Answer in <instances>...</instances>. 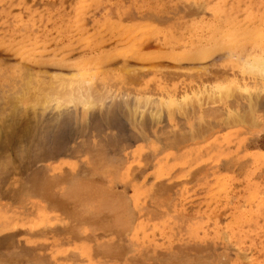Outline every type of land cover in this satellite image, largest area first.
<instances>
[{
	"label": "rangeland",
	"instance_id": "1",
	"mask_svg": "<svg viewBox=\"0 0 264 264\" xmlns=\"http://www.w3.org/2000/svg\"><path fill=\"white\" fill-rule=\"evenodd\" d=\"M263 39L264 0H0V264H264Z\"/></svg>",
	"mask_w": 264,
	"mask_h": 264
},
{
	"label": "bare ground",
	"instance_id": "2",
	"mask_svg": "<svg viewBox=\"0 0 264 264\" xmlns=\"http://www.w3.org/2000/svg\"><path fill=\"white\" fill-rule=\"evenodd\" d=\"M75 1V0H74ZM195 2V1H194ZM98 3V2H97ZM188 4V3H187ZM233 7V6H232ZM94 9V8H93ZM206 11V10H205ZM91 13V12H90ZM212 15V14H211ZM260 16V15H259ZM233 18V17H232ZM230 19V20H233V19ZM32 20V19H31ZM105 21V20H104ZM108 21V20H107ZM229 21V20H228ZM103 22V21H102ZM109 22V21H108ZM107 22V23H108ZM226 22V21H225ZM231 22V21H230ZM235 22H236V20H235ZM106 23V24H107ZM219 23V22H218ZM21 24V23H20ZM104 24V23H103ZM106 24H105V26H106ZM223 24V23H222ZM224 24H226V23H224ZM227 24H229V23H227ZM237 24V23H236ZM95 25V24H94ZM233 25V23L230 25V26H232ZM246 25V24H245ZM103 26V25H102ZM240 26V25H239ZM76 27V26H75ZM234 27V26H233ZM232 27V28H233ZM237 27V26H236ZM245 27V26H244ZM244 27H242L241 29L243 30V33L245 32V34L247 33L246 32V30L244 29ZM255 27V26H254ZM104 28V27H103ZM102 28V29H103ZM121 28H122V26H121ZM247 28V27H246ZM25 29V28H24ZM78 29V28H77ZM237 30H239L238 28H236ZM241 29H240V31H238V33L240 32V34H241ZM10 30V29H9ZM100 30V29H99ZM105 30V29H104ZM236 30V31H237ZM248 30V29H247ZM76 32V31H75ZM233 32L234 33H237V32H235V30H234V28H233ZM92 33V32H91ZM251 33V32H250ZM253 33V32H252ZM173 34H174V32H173ZM230 34H232V33H230ZM240 34H237V35H239L240 36ZM256 33H254L253 35H255ZM258 34H259V32H258ZM98 35H100V34H98ZM121 35V34H120ZM236 35V34H235ZM247 35V34H246ZM245 35V36H246ZM257 35V34H256ZM24 36V35H23ZM88 36V35H87ZM232 36H233V34H232ZM68 37H69V35H68ZM237 36H233V38H236ZM242 37H244L242 34H241V38ZM247 37V36H246ZM29 38V37H28ZM82 38V37H81ZM232 38V37H231ZM241 38H240V40H241ZM84 39V38H83ZM239 39V38H238ZM237 38H236V40H238ZM244 39H246V38H244ZM244 39H242V40H244ZM248 39H250V38H248ZM251 39H253V37L251 36ZM233 40V39H232ZM241 40V41H242ZM264 40V39H263ZM19 41V40H18ZM33 41V40H32ZM77 41V40H76ZM234 41V40H233ZM240 41V42H241ZM252 41V40H251ZM254 41H256V39L254 38ZM17 42V41H16ZM69 42V41H68ZM227 42V41H226ZM244 42V41H243ZM31 43V42H30ZM256 43V42H255ZM232 44V43H231ZM168 45V44H167ZM235 45H237V44H235ZM89 48V47H88ZM28 49V48H27ZM227 49H229V48H227ZM235 49H236V47H235ZM262 50H264V48L263 49H260V52L262 51ZM57 52V51H56ZM232 52V51H231ZM230 52V53H231ZM236 52V51H235ZM241 52V51H240ZM34 53V52H33ZM40 53V52H39ZM131 53V52H130ZM264 51L263 52H261L259 55L258 54H256V56L254 55V57H253V55L252 56H247L246 57V60L247 59H249L250 58V60L248 61H244L245 62V64L242 66L243 68V71L244 72H248L249 74H253V75H255V76H257L258 78H259V83H262V84H264ZM129 54V53H128ZM234 54V53H233ZM236 54V53H235ZM236 55H238V54H236ZM258 55V56H257ZM249 57V58H248ZM235 58V57H234ZM233 58V59H234ZM87 59V58H86ZM84 60V59H83ZM101 60V59H100ZM29 62V61H28ZM90 62H91V60H90ZM231 62V61H230ZM240 62V61H239ZM86 64V63H85ZM84 64V65H85ZM239 64V63H238ZM81 65H83V64H81ZM88 66V65H87ZM94 66V65H93ZM241 67V66H240ZM87 68V67H86ZM25 69V68H24ZM239 70V69H238ZM85 73H86V71H84ZM84 72H81V73H84ZM31 74V73H30ZM80 74V73H79ZM78 74V75H79ZM26 76H27V74H25ZM25 75H22V78H24L23 76H25ZM31 75H33V74H31ZM83 75H85V74H83ZM34 76V75H33ZM222 76V75H221ZM29 77V76H28ZM81 77V76H80ZM27 78V77H26ZM34 78V77H33ZM227 78V77H226ZM21 79V78H20ZM81 79V78H80ZM80 79L78 78L77 80H73V81H69L68 82V84L67 85H65L64 87H60V89H58V88H56L55 86V88L54 87H47L46 85V87H47V91H48V93L47 92H45V94H41L43 97V99L41 98V95H40V97H39V94L38 95H36V99H34V98H31V99H27L28 101L27 102H29V101H35V103H40L39 104V106L41 107V106H44L45 104H46V106H47V103H48V105H49V102H52L53 104H54V107H56V109H60L61 107H66L67 108V105L69 106V105H74V104H78L82 109H84L85 107V110L87 109L88 110V108L87 107H89L90 105L92 106V105H94L95 104V106L94 107H99V105H98V103L96 102L95 103V100L98 98L99 99V97L101 98V94H102V96L104 97V94L102 93V91L98 94L97 92L98 91H96L95 89L93 90V88H91L92 90H93V92L95 93H93L92 94V90H90L89 88H86V86H83V84H86V83H83L84 81L83 80H81L80 81ZM91 80V79H90ZM96 80V79H95ZM21 81L23 82V83H25L26 81H27V79L26 80H24L23 81V79H21ZM28 81H30V79L28 80ZM28 81H27V83H26V85L25 84H22V85H24L25 86V88H27V90H29L28 89V87L27 86H29V84H28ZM31 81H32V79H31ZM33 82V81H32ZM94 82V81H93ZM16 83V82H15ZM35 83H38V85H40L39 84V82H35ZM91 83V82H90ZM89 83V84H90ZM98 83V82H97ZM222 83V82H221ZM30 84H31V82H30ZM16 85V84H15ZM22 85H19L20 87L22 86ZM33 85V84H32ZM97 85V84H96ZM99 85V84H98ZM208 85V84H207ZM218 85V84H217ZM42 86H44V85H42L41 84V86H38V91H37V93H39V91H41V89L42 88H45V87H42ZM63 86V85H62ZM88 86V85H87ZM19 87V88H20ZM36 87V86H35ZM35 87H34V90H33V93H34V91H35ZM89 87H91V85H89ZM244 87V86H243ZM2 88H4V87H2ZM15 89H16V87H14ZM12 89V91L13 90H15V89ZM24 88V89H25ZM49 88V89H48ZM203 88H205V87H203ZM221 88L222 87H220V91H221ZM226 88V87H225ZM245 88V87H244ZM37 89V88H36ZM57 89V90H56ZM213 89V88H212ZM228 89V88H227ZM230 89V88H229ZM246 89V88H245ZM4 90V89H3ZM3 90L1 91L0 90V100L2 101H0V106H2L3 108L4 107H6V106H12L13 108L12 109H14L15 110V108L17 109V105H18V103L17 104H13L12 102H11V97H12V95L14 94V93H16V91L18 90H20V89H18L17 88V90H15V92L11 95V93H9V95H8V93H7V95H4L5 93L3 92ZM27 90H25V92H24V90L22 91V89H21V92H22V94H23V92L24 93H27ZM43 90V89H42ZM98 90V89H97ZM196 90V89H195ZM234 90H236V89H234ZM238 90V89H237ZM263 90V89H262ZM5 91V90H4ZM9 91L10 92H12L10 89H9ZM31 91V88H30V90L28 91V92H30ZM110 91V90H109ZM230 91H233V90H230ZM242 91V90H241ZM7 92V91H6ZM36 92V91H35ZM41 92H44V91H41ZM40 92V93H41ZM206 92V91H205ZM213 92V91H212ZM215 92V91H214ZM213 92V93H214ZM243 92V91H242ZM245 92V91H244ZM244 92H243V94H244ZM37 93H35V94H37ZM47 93V94H46ZM109 93V92H108ZM198 93V92H197ZM212 93V94H213ZM241 93V92H240ZM28 94V93H27ZM29 94H32V93H29ZM217 94V93H216ZM222 94V93H221ZM227 94V93H226ZM230 94V93H229ZM228 94V95H229ZM236 94V93H235ZM19 95L21 96V93H19ZM19 95H17V93H16V95H13L14 97L16 96L17 98H18V96ZM33 95V94H32ZM93 95H95L96 97L94 98V96ZM206 95V94H205ZM208 95H209V93H208ZM210 95H211V90H210ZM213 95H215V93L213 94ZM219 95V94H218ZM231 95V94H230ZM237 95V94H236ZM235 95V96H236ZM245 95H249V92L246 94L245 93ZM20 96H19V98H20ZM22 96H24L25 98H26V96H29V95H22ZM31 96V95H30ZM29 96V97H30ZM39 98H41L42 100H39L38 99V97ZM181 96V95H180ZM212 96V95H211ZM216 96V95H215ZM232 96V95H231ZM250 96H252L251 94H250ZM15 97V98H16ZM23 97V98H24ZM186 97V96H185ZM185 97H183V98H185ZM200 97V96H199ZM241 97V96H240ZM16 98V102H17V100H19V98L17 99ZM22 98V97H21ZM137 98H139V97H137ZM111 99V98H110ZM126 99V98H125ZM207 99V98H206ZM211 99V98H210ZM213 99V98H212ZM22 100V99H21ZM42 101V102H39V101ZM140 100V99H139ZM170 99H168V101H169ZM184 100V99H183ZM201 100V99H200ZM218 100H219V98H218ZM248 100V99H247ZM255 100V99H254ZM97 101V100H96ZM98 101H100V100H98ZM135 101V102H134ZM132 103L134 104H132L131 106L132 107H134V108H129V106L125 103V107L126 106H128V107H126L128 110H132V112H133V110L135 111L136 109H138L139 107H138V102H137V100L135 99ZM158 101V100H157ZM165 101H167V99L165 100ZM168 101L166 102L167 104H168ZM210 101V100H209ZM252 101V99L251 98H249V101H248V103H249V106L248 107H250L251 109H252V107H251V105H253V101ZM20 104L19 105H21L22 103L20 102V101H18ZM102 103H103V101H101ZM180 102V101H179ZM183 102V101H182ZM205 102V101H204ZM219 102V101H218ZM35 103H33V104H31V102L29 103V105H26V103H25V105L23 104L22 106H24L25 108H27V109H34L35 107H37L38 106V104H35ZM100 103V102H99ZM136 103H137V106H136ZM140 103V102H139ZM159 103V102H158ZM166 104L165 102H163V101H161V103H159L160 104V107H161V104ZM97 104V105H96ZM141 104V103H140ZM146 103H144V105H145ZM149 104V103H148ZM147 104V105H148ZM151 104V103H150ZM157 104V103H156ZM208 104V103H207ZM18 105V106H19ZM111 105H112V103H111ZM153 105V104H152ZM169 105V104H168ZM197 105V104H196ZM213 105V104H212ZM248 105V104H247ZM246 105V106H247ZM45 106V107H46ZM163 106V105H162ZM166 106V105H165ZM170 106H171V103H170ZM173 106V105H172ZM175 106H176V104H175ZM183 106H184V104H183ZM93 107V106H92ZM92 107H89L90 109L92 108ZM102 107V106H101ZM100 107V108H101ZM145 107V106H144ZM158 107H159V105H158ZM169 107V106H168ZM1 108V107H0ZM19 108V107H18ZM41 108H44V107H41ZM47 108V107H46ZM162 108V107H161ZM165 108H167V106L165 107ZM169 108H171V107H169ZM10 109V108H9ZM8 109V110H9ZM48 109V108H47ZM183 109V108H182ZM202 109V108H201ZM1 110H3V109H0V111ZM55 110V109H54ZM101 110V109H100ZM184 110V109H183ZM249 110V109H248ZM5 111V110H4ZM39 111V110H38ZM43 111V110H42ZM56 111V110H55ZM82 111V110H81ZM155 111V110H154ZM59 112V111H58ZM85 112V111H84ZM156 112V111H155ZM159 112V111H158ZM202 112V111H201ZM7 113H8V111H7ZM87 113V112H86ZM129 113H130V111H129ZM134 113V112H133ZM133 113H131V115H133ZM147 113H149V112H147ZM154 112H151L150 111V117L152 116V115H154L153 114ZM157 113V112H156ZM144 114V113H143ZM152 114V115H151ZM158 114V113H157ZM228 114V113H227ZM1 116L3 115V113H1L0 114ZM58 115V114H57ZM160 115V114H159ZM202 115V114H201ZM0 116V117H1ZM7 116V115H6ZM139 116L140 117H142V115H140V113H139ZM235 116L236 115H230V114H228L227 115V117L228 118H226V121L225 122H228V121H234L235 120ZM23 117H25V115L23 116ZM152 117H154L155 118V116H152ZM151 117V118H152ZM238 117V116H237ZM2 118V117H1ZM0 118V119H1ZM4 118V117H3ZM57 118V117H56ZM153 118V119H154ZM247 118V117H246ZM157 119V118H156ZM159 119V118H158ZM208 119V118H207ZM230 119V120H229ZM58 120V119H57ZM154 121H156V120H154ZM243 122H244V119H243ZM110 159V158H109ZM7 161V160H6ZM112 162V161H111ZM100 166V165H99ZM112 168H113V166H112ZM91 170V169H90ZM67 173V172H66ZM56 176V175H55ZM11 180V179H10ZM56 184V183H55ZM78 184H80V183H78ZM99 185V184H98ZM52 186V185H51ZM69 186H71V191H72V188H73V192H74V189L75 188H80V185H69ZM91 186H92V184H91ZM58 187V186H57ZM90 187V186H89ZM88 187V188H89ZM87 189V188H86ZM93 189V188H92ZM69 191V190H68ZM76 191V190H75ZM85 191H87V190H84V193H85ZM97 191V190H96ZM73 192H72V195H71V197L73 196L74 198L75 197H77L76 195L74 196L73 195ZM89 192V191H88ZM102 192V191H101ZM104 192H106V191H104ZM71 193V192H70ZM76 193V192H75ZM79 193V194H78ZM87 193V192H86ZM110 193V192H109ZM82 193L81 192H77V195H81ZM108 194V193H107ZM86 195V194H85ZM111 195V194H110ZM62 196L63 197H65L63 194H62ZM61 196V197H62ZM87 196H89V195H87ZM62 197V198H63ZM80 197H84L83 195H81V196H79V198ZM99 197V196H98ZM97 198V197H96ZM111 199H113L112 197H110ZM77 199H78V197H77ZM84 199V198H83ZM88 199V198H87ZM95 199V198H94ZM81 200V199H80ZM89 200V199H88ZM93 200V199H92ZM65 201V200H64ZM78 201H79V199H78ZM90 201V200H89ZM119 201V200H118ZM60 202V201H59ZM88 202V201H87ZM81 203V202H80ZM83 203H85V202H83ZM89 204V203H88ZM120 204V203H119ZM121 206V205H120ZM77 207V206H76ZM60 208V207H59ZM100 208V207H99ZM79 209V208H78ZM78 211V210H77ZM84 211V210H83ZM125 211V210H124ZM106 212V211H105ZM87 213V212H86ZM92 214V213H91ZM117 214V213H116ZM94 215V214H93ZM92 215V216H93ZM92 216H90V217H92ZM73 217H74V215H73ZM121 217V216H120ZM85 219V218H84ZM88 219H90V218H88ZM79 221V220H78ZM77 221V222H78ZM100 221V220H99ZM125 221V220H124ZM83 222V221H82ZM104 222V221H103ZM106 222V221H105ZM73 223V222H72ZM235 223V222H234ZM109 224V223H108ZM111 224V223H110ZM113 224V223H112ZM129 224V223H128ZM81 225V224H80ZM103 225V224H102ZM120 225V224H119ZM90 226V225H89ZM104 226V225H103ZM105 226H107V225H105ZM104 226V227H105ZM240 226V225H239ZM98 227V226H97ZM100 227H102V226H100ZM107 229H108V227H106ZM113 228H114V226H113ZM91 229V228H90ZM92 229H93V227H92ZM97 229V228H96ZM74 230H75V228H74ZM78 231V230H77ZM80 235V234H79ZM225 240V239H224ZM105 245V244H104ZM99 246V245H98ZM242 251V250H241ZM113 252V251H112ZM76 262V261H75Z\"/></svg>",
	"mask_w": 264,
	"mask_h": 264
}]
</instances>
